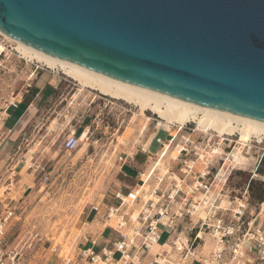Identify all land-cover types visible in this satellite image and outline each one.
I'll list each match as a JSON object with an SVG mask.
<instances>
[{
  "label": "water",
  "instance_id": "obj_1",
  "mask_svg": "<svg viewBox=\"0 0 264 264\" xmlns=\"http://www.w3.org/2000/svg\"><path fill=\"white\" fill-rule=\"evenodd\" d=\"M0 33L156 95L264 123V0H0Z\"/></svg>",
  "mask_w": 264,
  "mask_h": 264
},
{
  "label": "rangeland",
  "instance_id": "obj_2",
  "mask_svg": "<svg viewBox=\"0 0 264 264\" xmlns=\"http://www.w3.org/2000/svg\"><path fill=\"white\" fill-rule=\"evenodd\" d=\"M0 46L4 49L3 52L0 51V83L4 84L0 88V112L9 104L1 99L2 94H10L8 91L14 88L18 91L22 84L29 83L35 67L63 80L58 85L57 100L52 105L65 98L68 109H64L59 115L46 110L39 120L25 119L19 127L21 134L17 139L20 145L13 152L16 158L13 163L17 162L21 153L28 151V145H32L30 141H36L38 132L45 130V127L50 132L47 140L52 148L44 151L43 155V150L35 147L31 149L24 167L29 168V173L34 172L33 176L26 177L33 182L34 194L16 206V217L6 235L8 245L16 247L21 253L22 264H58V252L61 256H73L104 228L103 214L106 207L112 204L111 197L117 182L122 181L120 167L124 164L125 155L136 152L138 157L146 159L139 172L149 169L157 159L149 155L148 146L151 143L153 147L150 151L154 152L158 147L154 145V135L164 141L167 133L159 127L161 119L150 111L142 113L150 118L148 127L142 131L144 118L132 104L91 92L89 89L78 93L75 82L57 69H47L36 60L27 62L17 52L13 40L1 35ZM5 98L8 99V96ZM55 118L56 122L53 120ZM179 126L184 128L178 133L176 142L169 150L170 157L156 169L161 175L167 169L172 171L176 168L178 162L170 160L176 158L175 147L181 137H189L190 141L199 144L204 136L215 134L205 126H198L196 122L189 120L172 124V136ZM72 132L80 142L75 151L68 153L62 149V144L66 135ZM227 137H232L233 142L229 148H226L227 142L221 145L224 163L229 158L224 169L233 168V171L252 173L264 154V140L258 142L252 138L241 148L240 154L234 157L231 154L238 136L235 134ZM58 150L60 152L55 155ZM240 155L246 160L236 165ZM146 156L151 160H147L149 158ZM7 167L5 165L3 169ZM215 168L217 170L218 166L215 165ZM262 170L264 171V166ZM25 172L26 170L23 171V176ZM243 183L244 179L231 180V186L236 189L241 188ZM256 183L264 186L262 178H257ZM53 248L57 250L56 253L52 252Z\"/></svg>",
  "mask_w": 264,
  "mask_h": 264
},
{
  "label": "built area",
  "instance_id": "obj_3",
  "mask_svg": "<svg viewBox=\"0 0 264 264\" xmlns=\"http://www.w3.org/2000/svg\"><path fill=\"white\" fill-rule=\"evenodd\" d=\"M17 106L11 102L5 111ZM181 129L176 136L166 132L164 141L154 135L155 160L165 145H174ZM231 138L210 133L195 144L181 137L175 147L177 156L170 160L178 162L175 169L163 175L144 169L139 185L114 190L112 204L103 214L108 241L98 247L91 238L71 257L58 252V264H264V201L251 208L247 189L235 197L226 189L233 168L224 169L221 145L227 142L229 148ZM78 145L79 138L72 132L64 138L62 149L70 153ZM131 160L133 152L125 155L123 163ZM143 176L150 184L146 195L141 191ZM15 212L0 200V264H22L21 253L6 241Z\"/></svg>",
  "mask_w": 264,
  "mask_h": 264
},
{
  "label": "crops",
  "instance_id": "obj_4",
  "mask_svg": "<svg viewBox=\"0 0 264 264\" xmlns=\"http://www.w3.org/2000/svg\"><path fill=\"white\" fill-rule=\"evenodd\" d=\"M31 74L32 78H30L29 83L22 84L18 91L17 88H14L12 91H8L10 94L3 93L1 98L2 100L4 99L5 102L8 101V103H10L12 100L18 104L16 108L9 107L6 109V111L4 110L3 112H0V200L9 207H13L15 209L16 206L23 201V199L32 197L34 194L32 191L33 182L29 178H26L33 176L34 172L29 173V168L24 167L26 165V159L30 157L31 149L35 147L36 149L43 150L41 152V155H43L44 151H49L52 148V144L47 140L50 132L48 127H45V130H40L41 132H38V139L36 141H30L32 145H28V151L21 153L16 160L17 162L13 163L16 159L13 152L16 146L19 144L17 138H19L21 134L19 127L23 124L25 119H29V121L32 119L39 120L44 116L43 114L46 112V110L59 115L64 109H68L69 106L65 98L60 99L58 103L52 105L57 100V88L61 81H63L61 78L56 77L49 72H45L41 68L37 67L32 70ZM3 85L4 84L2 83L1 86ZM75 86L77 87V92L81 91L79 86L76 84ZM7 96L8 99L5 98ZM58 106H61L60 109H55ZM53 120L56 122L57 119L55 118ZM84 133H82V135H84ZM152 147L153 146L150 143L148 146L149 155H153L157 151L156 149L154 152H151L150 149ZM59 152L60 150L56 151L54 154L58 155ZM133 156L134 161L131 160L130 162L124 163L120 167L122 181L117 182L115 189L122 188L124 191H126L132 189L135 185H139V171L142 170V166L145 165L146 159L143 160L142 157H138L136 152H133ZM147 160H151V158ZM225 163H227L226 159ZM5 165L8 167L3 169ZM19 165L20 168H18ZM152 167L153 165H150L149 169L152 170ZM25 170L26 174L23 176V171ZM247 173L250 174V178L249 176H246L241 188L236 189L235 186L231 185L226 187L227 191L230 193V197L240 195L246 189V183L250 180L256 181L257 178H262L264 181V177L256 175L254 171L252 173ZM128 175H131V178ZM234 178L239 180L236 176H234ZM141 179L146 185L143 188L144 190L141 189V191H143L144 195H146L150 189V184L146 179V176H143ZM248 203L249 206L253 208L261 202L251 200L249 196ZM103 229L99 231L96 237H94L98 247L103 246V242H107L109 238V231Z\"/></svg>",
  "mask_w": 264,
  "mask_h": 264
},
{
  "label": "bare ground",
  "instance_id": "obj_5",
  "mask_svg": "<svg viewBox=\"0 0 264 264\" xmlns=\"http://www.w3.org/2000/svg\"><path fill=\"white\" fill-rule=\"evenodd\" d=\"M14 43L16 44L17 52L21 55V57L25 58L27 62L36 60L38 63L43 64L46 68L54 70L57 69L66 77L71 78L81 89L78 93L89 89L91 92L106 95L114 99L124 100L125 102L135 106L137 111L144 118L145 123L143 124L142 131L148 127L147 125L150 121V118L142 113L144 111H150L161 119L159 127L163 128L166 132H170L171 125L176 121L185 123L189 120H193V122H196L198 126H205L213 133L217 134H214L217 138H221L222 136H234L236 134L238 136V140L236 141V147L231 154V156L234 157L240 154L241 148L252 138L257 139L258 142L264 140V123L249 121L236 116H230L224 112L196 106L174 98L159 96L151 91L107 78L82 67L74 66L68 62L44 55L15 41ZM3 50L4 49L0 46V51L3 52ZM181 128L184 127L179 126L177 127V130ZM176 133L177 132H175L173 136H176ZM170 148L171 146L168 147L165 145V150L159 154V158H157L153 164V172L160 167L165 159L170 157ZM162 153L163 155H161ZM239 157L240 158L238 159L236 165L242 164L246 160L244 156L240 155ZM226 160L228 161L229 159ZM145 186L146 185L144 183V185L141 186V189Z\"/></svg>",
  "mask_w": 264,
  "mask_h": 264
},
{
  "label": "trees",
  "instance_id": "obj_6",
  "mask_svg": "<svg viewBox=\"0 0 264 264\" xmlns=\"http://www.w3.org/2000/svg\"><path fill=\"white\" fill-rule=\"evenodd\" d=\"M263 166H264V154L262 155L260 162L255 169L256 175L264 177V171L262 170ZM234 176H236L239 180L245 179L246 176H249L250 178V174H246L245 172H240V171H233L229 174L227 178L226 187L231 185V180L234 178ZM246 184H247L246 189L248 191V194L251 200L263 202L264 201V186L261 184H257L256 181L254 180H250Z\"/></svg>",
  "mask_w": 264,
  "mask_h": 264
}]
</instances>
